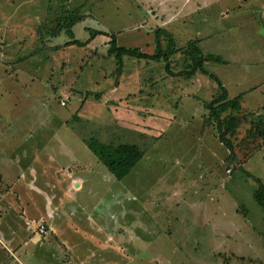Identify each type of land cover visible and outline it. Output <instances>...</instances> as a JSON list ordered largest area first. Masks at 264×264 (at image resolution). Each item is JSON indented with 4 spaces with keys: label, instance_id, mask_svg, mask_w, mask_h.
<instances>
[{
    "label": "rangeland",
    "instance_id": "rangeland-1",
    "mask_svg": "<svg viewBox=\"0 0 264 264\" xmlns=\"http://www.w3.org/2000/svg\"><path fill=\"white\" fill-rule=\"evenodd\" d=\"M142 1V9L151 11L150 7L154 3L149 4V0H125L124 3L117 0H28L24 5H21L24 0H0V34H6L8 38L12 36V43L8 48L6 46L8 58L14 61L24 56L26 50L31 51L29 56H33L14 61L12 65L16 70L10 78L0 76V130L4 131L5 126H10L7 129L9 131L15 125L16 138L23 131L28 132L27 138L22 136L19 139L24 140L25 148L32 152L33 143L41 150L42 161H36L33 166L35 174L39 173L48 157L47 153L55 154L57 166L54 167V163L46 164L50 167L47 172L50 177L47 178H54L53 173L58 166L68 163L66 158L57 155L60 142L57 137L68 143L72 154L79 159L77 163L96 166L97 162H101L98 156L95 157L81 145L78 149L77 143L73 149L71 139L75 135L72 130L80 136L90 133L89 138L94 139L95 144L100 140L104 145L116 147L119 142L136 143L143 147L146 139L152 140L150 151L144 153L133 168L134 174L130 172L121 181L116 182L112 176L110 179L108 174L104 176L103 168L97 174L100 167L84 170L86 182L80 195H76L77 200L85 204V209L90 207L89 211L93 213L97 212L96 208L101 211V214L96 215L99 217L97 222L109 239V244L108 249L91 251L87 256L83 246L72 251L76 257L71 254V264H264V208L253 198V191L258 187L254 177L262 172L258 159L262 154L264 158V142L261 139L248 140L251 142L249 157L255 156L254 159L240 155L238 159L243 168L234 167L231 173H227L228 168H232V162L227 160L230 153L218 138L216 123L206 126L204 122V116L209 114L206 104L217 90L215 81L205 75H198L202 79L189 83L187 78L171 76L165 70L162 59L151 63L148 58L123 56V65L120 67L114 55L106 52L107 39H110V34H114L118 45L139 46L143 52L154 54L157 52L154 48L156 28H164L170 33L178 47L186 46L196 28H201L205 35H211L225 27L224 31L231 29L230 34L242 35L239 38L244 39L243 35L253 29L246 24L251 22L247 21L251 10L256 12L257 7L249 0H241L244 5L248 4L247 7L243 6L247 10L230 11V17L222 19L219 12L235 8L236 1L209 0L207 9L198 12L189 10L184 16H179L177 21L165 23L159 19L168 18L167 15L151 18L147 11V15L138 12L134 6ZM157 1V4L169 2ZM73 5L83 6L80 12L91 16L86 20L88 27L104 31L107 35H98V42L90 44V40L86 47H58L55 52L54 48L49 47L48 54L50 57L58 54L59 59L56 60L60 61V65L56 67L55 58H50L40 66L37 62H40L41 56L33 55V52L37 47L48 46L37 42L47 40L38 30L40 24L54 19L63 8L71 9ZM202 15L206 17L205 21H201ZM138 21L144 22V26H138ZM211 21H214L213 24ZM52 26L55 27L56 23ZM84 26L81 23L73 28L74 37L82 41L89 38ZM258 28L264 33V26ZM168 38L160 33L161 48L166 49ZM58 39L57 42L66 46L65 42L71 39V35L60 32ZM245 40H239V44L244 45ZM18 49L20 54L16 52ZM61 50L69 58L62 55L61 60ZM168 58V66L174 72L190 65L188 58L180 53L171 54ZM209 64L206 67L216 74L220 73L223 66L225 68L221 63ZM224 81L227 82V76H224ZM171 82L176 88L165 91L163 84ZM182 91L188 92L190 96L184 97ZM195 93L197 98H194ZM231 93V90L230 93L228 91V94ZM164 94L168 97L174 115L172 122L165 123L166 118L163 117L158 123H142L146 121L142 118L147 117V112H152L151 116L158 114L156 117H162L165 111L169 112ZM176 96H181L180 100L174 101ZM121 107L124 112L133 111L140 121H131V115L130 118L126 115L125 120H122V116L116 117ZM57 116L67 117L71 128L57 129ZM13 120L15 124L12 125ZM20 121L24 122L22 126L25 130L17 127ZM147 126L149 130L143 128ZM250 126L249 122L243 124L236 140L244 137ZM256 130L252 128V131ZM7 140L2 139L0 145L9 146ZM21 144L16 141L12 146L16 149ZM50 156L51 162L53 156ZM81 167L71 166V178L72 171H83ZM11 169L8 171L10 177L15 174L14 168ZM253 170L254 177L248 176L246 171ZM44 181L45 178H38L36 182L43 184ZM261 182L264 185V180ZM6 183L0 188V198L15 203V196L9 194L6 197L9 192ZM74 188L71 183V189ZM242 208H246V212ZM75 210L71 209V218L79 222L73 216ZM120 214L123 216L119 217ZM130 214L136 218L134 224L140 226L135 231L129 227ZM164 215L167 220H161ZM14 218L11 217L12 221ZM189 221L195 222L196 226L189 227ZM165 222L170 225L171 234H163ZM33 223L39 233H48L45 222ZM12 225L20 230L27 228V224L19 218L13 224L4 217L0 218L2 228ZM41 226L44 227L43 232L40 231ZM197 228L204 233L200 237ZM18 239L19 236H15V240ZM194 240L204 242L199 248L207 249L197 248L194 252ZM67 255L61 252V260H65Z\"/></svg>",
    "mask_w": 264,
    "mask_h": 264
},
{
    "label": "crops",
    "instance_id": "crops-1",
    "mask_svg": "<svg viewBox=\"0 0 264 264\" xmlns=\"http://www.w3.org/2000/svg\"><path fill=\"white\" fill-rule=\"evenodd\" d=\"M117 1H122V3L125 2V0ZM217 1L219 0H216V2ZM235 1V8L232 7L231 9H224V11L219 12L220 18L228 19V17H230V11L240 12L239 10L242 11L244 9L243 6L247 7L248 5L243 4L244 0ZM249 1L251 4L256 5L257 10L256 12H253L254 10H251L250 19L247 20L251 22L247 23L246 26L252 27L253 29H250V32H248V34L243 35L244 39H247V41L245 40L244 45L239 44V40H244L243 38H239L242 35H232L230 34L231 29H228V31H224L223 28L225 27H222L221 30L217 29V31H215L214 33H210L211 35H205V33L202 32L201 28H196L195 32L193 33V37H197L200 39L199 46L203 53H211L217 55L223 60V63L221 64L225 65V68L223 66V69L220 71V73H218V76L223 82V85L227 88V91H229L230 93L231 90L232 93L229 94V96H234L242 93L243 105L251 111H256L264 106V33H261L258 28L260 26H264V0ZM27 2L28 0H24V3L21 2V5H24ZM157 2V0H149V4L154 3L152 7H150L151 11L147 10L146 8L145 9L151 18L160 17V15L162 14L167 15L168 18L165 17L166 19H161L160 17L159 19L165 23L166 21L170 20L177 21L176 19L179 16H184V13L188 12L189 10L194 9L195 12H198L203 11V9H207L206 7L209 6V0H205V3L203 2V0H169L168 3L167 1H165L162 4H157ZM199 2H202V4L200 5ZM143 4L144 3L142 1L141 3H138L137 6H134V8H136L137 11L142 14H146L147 12L142 9V7L144 6ZM196 4L197 6H195ZM246 10L244 9V12ZM156 12H158L159 14L156 15ZM205 20L206 17L202 15L201 21ZM256 20H258L260 23H258ZM191 22L193 23V20ZM211 22L213 24L214 21ZM136 24L138 26H144L145 23H141L138 21V23ZM0 26L2 27V25ZM11 38L12 36H9L8 38L6 34H0V76H2L4 79L10 78L13 72L16 70V67L12 65L14 61L20 59L26 60L29 57H33L29 56L31 51L28 52L26 50L24 56L20 55L21 57L16 58L14 61H11V58H8L6 51V46L8 48L9 44L12 43ZM97 38H99V36H95L94 39L91 40L90 44L94 42L97 43ZM58 40L59 39L57 37L47 38L46 41L37 40V42H41V44L46 43L48 45L47 48H44L43 45L39 48L37 47V49L33 52V55L41 56V60L40 62H37V64L42 66L44 60L55 58L54 62L55 65L57 64L56 67L60 65V61L56 60L59 59V57H57L58 54L51 55V57L48 54L50 53L49 47H52V49L54 48L53 50L55 52L57 51L56 48L58 47H60V49H70L69 47H71L72 45L63 46L61 45V42H57ZM142 45L143 47H146L144 44ZM149 49L152 48L150 47ZM16 52L19 53V49ZM62 55H66V57L69 58L68 54L63 52V50H61L60 52L61 60H63L61 58ZM127 58L134 57L127 56ZM155 62L157 61L151 59V63ZM53 68H55V66H53ZM224 76H227L226 83L224 81ZM163 88L165 89V91L172 90L174 88V84L173 82H171L170 84H163ZM183 92L184 91H182L183 96L188 97V92ZM173 93L174 92H172V94ZM178 96H176V99L174 101H177L178 98L180 100L181 96ZM164 102L168 110L170 107L169 112L165 111V114L162 117H156L158 114H156L155 116H151L150 114L152 112H147V117L142 118L147 122L145 121L142 123H158L163 117L166 118L165 123H171L174 119V115L172 114V109L169 104L170 102L168 101V97L166 96V94H164ZM260 113L262 114V116H264V109H262ZM126 115H128V118H130L129 115H131V121H140V118L137 114L133 113V111L124 112L122 110V107L120 111H117L116 117L122 116V120H125ZM142 116L144 115L142 114ZM57 117V129H59L60 127L71 128L69 127V119H67V117ZM6 121L7 124L8 120ZM23 123L24 122L21 121L18 122L17 127L25 130V128L22 126ZM11 124H15L14 120ZM9 128L10 126H5L4 131L0 130V142L2 139H8L7 141L8 143H10L9 146L2 147L0 145V188L3 187L5 182H7L6 185L9 186V192L7 193L6 197L9 194H12L13 196H15L16 201L15 203H9L3 198H0V218L4 217L11 224H13L14 220H17L19 218L21 222H25L27 224V228L24 227L23 230H20L19 227H14L13 225L10 228H2L0 226V264H71V254L76 257V255L71 252L77 249H81L82 246L84 247L86 256L88 255V252H90L91 254V251L97 252L100 250L108 249L107 244H109V239H107V236L103 232V228L97 222V219H99V217L96 215L101 214L99 213L101 211L96 208L95 210L97 212L93 213L92 211H89L91 210L90 207L88 209H85V204L77 200L76 197V195H80L79 193L83 190L84 184L86 182L84 178V170L100 167L101 169L97 172V174H99L103 168V175L105 176L108 174L111 179V174H109L103 162L97 157V153L93 151V149L88 144L89 136H91L90 133H86L80 136L78 133L77 135L73 130H68L71 131L73 135H75V138L71 139V145H73V149H75V145L77 143L78 149L80 147L79 145H81L83 149H87L88 151H90L92 155H95V157H97L101 162H97L95 164L96 166H93L91 163H77L79 159H77L72 154L71 147H69L68 143L65 144L63 140L55 136L60 141L57 147V155L66 158L68 163L66 165L61 164L58 166V168L53 173V177L55 178L54 179L47 178L50 177L47 173L50 170V167L46 164L54 163V167L57 166L55 154L47 153L48 157L46 156L47 158L45 162H42L43 164L40 167L39 173L35 174L33 166H35L36 161H39L41 163V150L37 149L38 147H36L34 143V152H32L29 148H25L24 140H21L19 138H21L22 136L27 138L28 132L26 133V130L16 138V135L14 133L15 125H13V129L7 131V129ZM143 128L149 130V126ZM16 131L19 130L16 129ZM54 135H56V133ZM16 141L22 144L21 146H18L17 148L15 147L16 149H14L12 144H16ZM60 143L62 146L60 145ZM99 144L103 145L105 143L99 140ZM50 155L53 156L51 162ZM88 155L90 156V154ZM252 155L253 154H251L250 156ZM254 157L255 156L249 158L254 159ZM258 160H260L259 162H261L260 167L262 168V172L258 175H255V171L253 170L252 172L250 171V174L255 175L262 181L264 180L263 154ZM71 166H82L81 170L83 171L79 173L72 171L73 176L71 178ZM9 167H12V169L14 168L13 171L15 172V174L13 173V176L11 175V177L8 174V171L11 169ZM8 178H10V180H8ZM38 178H45L44 183L38 184L36 182L38 181ZM71 183H73L75 187L74 189H71ZM16 187L20 188V190L16 189ZM95 205L97 207V204ZM73 207L79 209L75 210ZM71 209L76 211V214H74L73 216L77 218L82 224H77L79 222H76L73 218H71ZM13 216L15 218L12 221L11 217ZM122 216V214L119 215V217ZM134 220H136V218L133 215L131 217V224L129 226L132 231H135V229H138V227H140L138 224H134ZM34 221L45 222L48 233H45L43 235L35 230L36 227H33V225L31 224ZM118 223H120V221ZM201 227L203 228V225H201ZM198 229L200 230V228ZM17 235L19 236V239L15 240V236ZM61 252H66V254H68L63 261L61 260ZM103 260L105 261L106 259Z\"/></svg>",
    "mask_w": 264,
    "mask_h": 264
},
{
    "label": "trees",
    "instance_id": "trees-1",
    "mask_svg": "<svg viewBox=\"0 0 264 264\" xmlns=\"http://www.w3.org/2000/svg\"><path fill=\"white\" fill-rule=\"evenodd\" d=\"M82 8L83 6L81 5H73L71 6V9L63 8L62 11L54 19L50 21H48V19V22L42 23L43 25L40 24L41 26H39L38 30L42 37L58 38L60 32L61 34L68 33L69 35H71V39L66 41L65 45L86 46L87 43L92 40L95 36L101 34L107 35V33L104 31L94 29L86 25V20H88L91 16L87 17V13L80 12ZM53 23H56L55 27L52 26ZM81 23L85 25V32L88 31L89 33V38L85 41L74 37L73 28L75 27V25ZM160 33H163L169 37L166 49L161 48V43L159 39ZM109 37L110 39H107L108 48L106 52L109 55H114V57L119 61L120 67H122L123 65V56H129L134 58H148L158 61L159 59H162L164 61L165 70L171 76L187 78L190 80L189 83L194 82L198 79H202L199 78L198 75H205L210 79L214 80L217 85V90L216 93L213 95L212 100L206 104V108L209 114L204 116V122L206 126H212L213 123H216L218 138L230 153L227 160L232 162V168H228L227 173H231V171L234 170V167H239L241 169L243 168L238 158H240V155L245 156L246 158L249 157V152L251 151V142L248 140L254 141L256 139H261L262 142H264V117L260 113L261 110L264 109V106H262L256 111H251L246 109V107L243 105L242 93H239L234 96H229L227 88L223 85V82L218 76V73L216 74L210 71V68H208V66L206 67V64L211 65L209 64L211 62L214 64L223 63V60L219 56L211 53H203L199 46L200 39L197 37H192L188 39L185 47H178L175 43V39L164 28L155 29V49L157 50V52L154 54L143 52L141 50V47H125L123 45H118L116 42V35L114 34H110ZM175 53H180L181 55L187 57L190 61V65L187 66V68L178 70L176 72L171 70L168 66V57L169 55ZM194 98H197L196 93L194 94ZM247 122L251 124L249 129L246 131L247 134L244 137L236 140V135L239 134L240 128L243 124ZM253 125H256V127ZM251 127L254 130H257L252 131ZM152 138H154V136H152ZM94 141V139L89 138V146L93 149V151L97 153L98 157L103 162L108 172L114 179H116V182L121 181L130 172L134 174L133 168L135 167L136 163L143 157V154H146L148 153V151H150V146L152 144V140L146 139V143L144 142L143 147L131 142L119 143L116 147L111 146V144L100 145L98 141L95 144ZM240 148L241 150H239ZM246 173L248 176L254 177L252 174H250V172L246 171ZM254 178L258 187L255 188V190L253 191V198L261 208H264V185L261 182L260 178ZM139 208H141L140 205ZM242 209L244 210V212H246V208ZM130 216L132 217L133 215L130 214ZM161 220H167V217L164 215ZM188 223L189 227H193V225L196 226L195 222L189 221ZM164 226L165 230H162L163 234H171L172 230L170 229V225L165 222ZM199 226L201 225L199 224ZM196 230L199 233V237L204 234L200 232L198 228ZM194 243L192 248L194 252L197 250V248L201 250L207 249L199 248V246H202V243H204L200 240H194ZM191 247L192 246H190V248ZM199 255L200 254H198V256Z\"/></svg>",
    "mask_w": 264,
    "mask_h": 264
},
{
    "label": "built area",
    "instance_id": "built-area-1",
    "mask_svg": "<svg viewBox=\"0 0 264 264\" xmlns=\"http://www.w3.org/2000/svg\"><path fill=\"white\" fill-rule=\"evenodd\" d=\"M62 104H64V102H62ZM40 231H44V227L43 226H41V228H40Z\"/></svg>",
    "mask_w": 264,
    "mask_h": 264
}]
</instances>
